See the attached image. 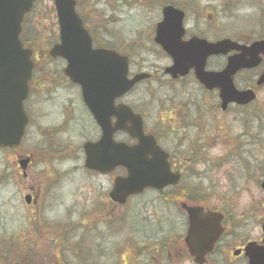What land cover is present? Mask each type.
<instances>
[{
    "label": "flooded vegetation",
    "instance_id": "obj_1",
    "mask_svg": "<svg viewBox=\"0 0 264 264\" xmlns=\"http://www.w3.org/2000/svg\"><path fill=\"white\" fill-rule=\"evenodd\" d=\"M176 4L175 7L185 12L184 35L180 39H177L174 35L168 38L173 43L178 41L189 43L194 39L216 43L229 39L239 44L240 47H250L254 42L264 40V34L262 38L256 40L248 38L235 40L230 38L210 39L205 35V29L201 28L206 24L205 15L201 13L200 0H182L180 3L177 0ZM224 4H226L224 12L227 14H232L234 9L237 8V2L234 0H224ZM204 10L206 11L208 8L206 7ZM207 19L211 22V14H208ZM161 20L162 16L150 36L125 42V45L132 51L131 57L128 56L129 78L132 79L135 76L142 75L145 76V79L137 83L130 93L117 100L116 104L127 105L135 115L140 116L144 135L151 136L156 140L158 146L167 155L170 171L181 176L179 183L175 186H169L163 190L147 189L142 195L151 193L160 197L205 196L211 202L215 188L205 186V181H210L211 173L218 171L224 178L233 179L231 173L236 172L235 164H245V168H247L249 162L253 159L254 147L261 149L262 145V148H264V102L260 103V95L264 93V52L255 54L250 51L244 55L242 51L233 50L226 55H210L207 58L204 70L206 73L214 75H223L228 68L229 60L233 57L244 56L247 64H257L251 69L241 70L233 77V84L237 90H253L257 95V100L248 105L230 103L223 108L224 102L221 89L216 87L208 89L202 82L200 83L194 68L188 69V67H185L187 70L183 75L174 71L175 64L199 63H176L164 51L157 41V25ZM139 53L148 54L152 59L134 60V58L139 57ZM56 79L61 78L40 79L35 88L38 96L51 99L59 91L69 89L68 86L80 91L79 87L71 84L65 77L63 79L67 83L63 84ZM47 82H52L51 86H40L41 83L46 84ZM192 90H197L200 96L194 97L191 95ZM135 93H137V99L135 97L133 101L137 106L129 101ZM187 98H190L188 104L185 101ZM43 99H40V101ZM82 105L83 115L78 118L72 110L73 102L68 101L62 107L61 123H53V126H47L50 125L47 124L46 129L43 130L45 155L43 165L45 168L50 167L54 171L45 174L48 181L46 185H49V187L43 191V197L49 195L53 187V192H55L63 177L72 176L75 171L79 170V166L76 164L79 159L84 166L86 155L83 146L85 143L95 144L102 139V129L83 102ZM131 120L128 119L127 121L128 127L132 126ZM78 121L83 122L80 129L85 130V138L77 145V133L74 128H77ZM118 121L119 119L112 117V126L115 127ZM121 121L125 123V119H121ZM237 127H240V130H237ZM113 140L115 143L130 146L139 144L138 138L120 129L114 132ZM216 147L221 148L219 156H214L213 149ZM71 163H75V166L65 170V167H69ZM201 169H204V171H201ZM83 170L84 175L92 181L111 178L115 173L122 176L126 174L121 167L115 169V172L109 175H104L92 169L86 170L84 167ZM56 173H59L62 177H57ZM101 187V183H92L93 191ZM41 193L42 191L38 190L36 193L33 192V195L40 197ZM109 193L110 190L106 193L108 203ZM209 202L205 206L198 205L201 206L204 214L209 212L222 213L216 207H212ZM101 206L105 207L106 204ZM163 206L168 210H172L171 214L164 213V216L171 217L168 220H171L172 216L185 220L186 232L184 235L174 236V233H168L169 236L167 237H164L165 235L156 236L144 241H139L137 238L136 241L130 239L128 242L122 243L117 253L120 256L119 264H201V256L199 257V263H196L185 241L189 220L182 204L175 205L169 200ZM224 213H222L224 216L222 222L223 232L211 251L204 256L203 264H250V257L247 255L246 249L252 244H256L257 247L263 246L264 233L262 225L260 237L251 239L248 235H240V238H238V234H236L237 226L231 225ZM104 218L107 219V215ZM70 233L72 232L70 231ZM103 241L102 245L94 244V246L87 247V252L83 253L80 252L83 249L82 246L73 243L72 239L65 238L63 243L59 245L58 260L62 263L61 260L69 257L70 260H75L73 264H84L82 260L86 261L85 264H102L110 250L108 241ZM201 242L208 243L204 239H201ZM81 244L83 243L81 242ZM126 245L130 246L126 247ZM73 249L79 250V252H72ZM201 249H203V244H201ZM63 250L65 252H62ZM126 253H128L127 259H122L121 256ZM32 256L36 257L38 254L30 253L26 255V258L30 259ZM94 259L101 262H94Z\"/></svg>",
    "mask_w": 264,
    "mask_h": 264
},
{
    "label": "rangeland",
    "instance_id": "obj_2",
    "mask_svg": "<svg viewBox=\"0 0 264 264\" xmlns=\"http://www.w3.org/2000/svg\"><path fill=\"white\" fill-rule=\"evenodd\" d=\"M80 1L82 2L81 13L92 19L90 25L97 42L100 45L114 46L119 51L131 55L132 51L125 42L150 36L161 18L162 7L159 6V1L162 2V0H101L99 4H96V0ZM200 2L201 13L205 15L206 24L201 28L205 29V35L208 38L256 40L263 36L264 1L261 3L260 0H245L241 4L242 9L232 14L224 12L226 4L222 0H200ZM51 7L53 4L50 0L38 3L37 9L26 25L28 34L30 31V34L34 35L35 28L41 29L37 23L38 19L35 18L44 17ZM206 7L208 10L205 11ZM208 14L212 16L211 22L207 19ZM53 22L56 23V19H53ZM55 32L58 34L57 26ZM46 40L47 38L43 41ZM44 43H41V46L46 49L47 46ZM147 58L152 59L148 54L139 53V57L134 60ZM64 64L62 60H56L48 68L41 67V69H44L48 75L62 70ZM39 71L42 72V70ZM47 78H54V76ZM190 93L194 97L200 96L197 90H192ZM134 98L137 99V93L129 99L131 104L137 106L133 101ZM190 98L185 100L187 104ZM40 99L43 100L40 101ZM68 101L73 102L72 110L75 116L81 118L83 110L78 89L69 88L59 91L51 99L34 93L28 104L33 124L28 130L23 147L17 151H0V175H8L10 178L7 184L0 186V264H11L9 259L18 260L19 256L25 258V262L32 259L30 264H41L39 260L42 257L43 264H62L58 260L60 234L68 235L70 231L74 233L76 226L79 225H83L84 234L88 236L84 239L86 244L83 247V253L87 247L94 244L102 245L103 240L108 241L110 250L102 264H119L120 256L117 253L122 243L130 239L136 241L137 238L139 241H144L146 237H161L162 233L183 236L186 232L184 219L172 216L169 224L160 223L171 218L164 216V213L171 214L172 210L163 206L165 203L160 201L159 196L147 193L133 199L125 207H114L110 202L108 203L106 197L107 191L112 188L113 178L92 181L84 175L82 169L75 171L72 176L63 177L55 192L53 187L50 194L43 197V191L49 187L46 185L48 181L45 174L54 172L50 167L45 168L43 165L45 161L43 130L46 129L47 124H50L47 126H53V123H61L62 107ZM263 102L264 93L260 95V103ZM82 125L83 122H80L77 128H74L77 133V145L85 138V130L80 129ZM236 129L240 130V127ZM213 153L214 156H219L221 148H214ZM26 155H33L35 161L27 170L28 177L24 179L19 160ZM80 162L79 159L76 164L80 166ZM74 164L71 163L69 167H65V170L71 169ZM235 165L236 172L231 173L233 179L228 180L218 171H214L210 175V181H205V186L215 188L210 205L221 212H227L224 214L228 221L231 225L237 226L238 238L240 235H248L251 239H256L261 236V225L264 222V191L260 188L264 175V150L254 147L253 159L247 168L245 164L236 163ZM59 173H56V176L62 177ZM92 183H101L102 187L93 191ZM38 190L42 193L36 205L27 206L24 197L27 194L34 196L33 192L36 193ZM104 204L106 206L102 207L101 205ZM108 213L111 217L105 219ZM127 215H129L128 223L124 225L122 218L124 217L125 220ZM57 226L64 228L62 233L51 230L58 229L55 228ZM13 234L16 235L13 240L14 245L9 246V248L14 247L13 252L9 255L10 257L4 259L3 241L9 240ZM79 242L76 238L75 244ZM129 246L126 245V247ZM30 253L38 254V256L26 259V255ZM127 256L128 253L121 257L127 259ZM64 260L68 261L70 258L67 257Z\"/></svg>",
    "mask_w": 264,
    "mask_h": 264
},
{
    "label": "water",
    "instance_id": "obj_3",
    "mask_svg": "<svg viewBox=\"0 0 264 264\" xmlns=\"http://www.w3.org/2000/svg\"><path fill=\"white\" fill-rule=\"evenodd\" d=\"M39 0H0V148H18L25 135L29 119L24 109V102L30 92L29 84L33 77L35 63L34 52L25 48L21 40L22 24ZM59 25V43L49 51L52 59L61 58L66 62L65 75L81 87L84 103L91 110L98 125L103 131L102 139L84 146L87 154L85 166L88 169L111 174L118 166L128 171L126 178H117L110 198L119 204H125L132 195L142 193L145 189L161 190L169 185H176L179 175L172 174L167 156L158 147L153 137L144 136L139 117L124 105L115 106V101L140 82L145 76L128 79L129 63L115 51L94 49L93 40L77 13L76 0H52ZM184 13L168 6L163 9V21L157 28V41L175 62L199 64H175L174 71L180 75L187 68L196 70L197 78L208 89L220 88L225 105L233 102L245 105L256 96L252 91H238L232 77L242 69H249L257 64H247L244 56L229 60L223 75L205 73V61L210 55H226L230 51H242L243 54L264 52V42L255 43L251 48L240 47L230 40L218 43H207L205 40H194L189 43H173L168 38L173 35L180 39L183 36ZM263 82V80H261ZM119 119L115 127L111 118ZM125 119V123L121 121ZM132 119V126H127ZM125 130L139 139V144L128 146L113 140L116 130ZM30 159L20 161L25 170ZM264 190V182L261 184ZM27 204L31 197L25 198ZM189 216V230L186 243L195 262H204V256L211 251L221 236L223 216L218 213H203L201 207L182 205ZM264 232V225H263ZM206 240V244L201 242ZM203 244V249H201ZM250 264H264V245L252 244L246 249Z\"/></svg>",
    "mask_w": 264,
    "mask_h": 264
},
{
    "label": "trees",
    "instance_id": "obj_4",
    "mask_svg": "<svg viewBox=\"0 0 264 264\" xmlns=\"http://www.w3.org/2000/svg\"><path fill=\"white\" fill-rule=\"evenodd\" d=\"M99 3H101V0H96V4H99ZM159 4H162V5L163 4L164 5L171 4V5H174V6L177 5L175 2H169V0H162V2L159 1ZM78 5H79V8H80V6H81L80 2H78ZM31 17H32V15L28 16V18L26 19V21L24 23V31H23V34H22V40L24 41V43L29 48H31V49H33L35 51V55H36L35 76H37L36 78L37 79L39 78V81L42 78L53 77V76H54V78L55 77L61 78V79L64 78V75H63L61 70L57 71L55 73H52V74L49 73L48 75H46L45 70L41 69V67L48 68V66L50 64H53V63L56 62V61H54V60H52L51 58L48 57V48L52 45V43H54V41L56 39V32H55L56 23L53 22V19H55L53 7H51L47 11V13H46V15L44 17L35 18V19H38L37 23H38V25H39V27L41 29H36L35 28L36 30L35 29L33 30V31L36 32L34 35H31L30 31H29V34H28V30L26 29V25L29 23ZM84 20H86V18ZM43 25H44V28H42ZM92 34H93V32H92ZM93 36H94V34H93ZM45 38H47V40L43 41V40H45ZM94 39L97 42V39H96L95 36H94ZM41 43H44L47 46V48L44 49L41 46ZM104 47H106V48H114V47L109 46V45H106ZM39 70H42V72L39 71ZM61 79H56V80H58L60 82ZM51 83H50V85H51ZM44 85L46 86L48 84H40V86H44ZM9 179L10 178H9L8 175L5 176L4 174H1L0 175V186L4 185V184H7L9 182ZM166 200H167V202H169V200L172 201L173 204H175V205H178V201H184V202H187V203L192 204V205H201V206H205L209 202L208 201L209 198L205 197V196H173V197L162 196V197H160V201L162 203H165ZM107 216L111 217L110 214H108ZM163 223L166 224V223H168V221H165ZM83 229H84L83 225L76 226V230H75L76 232L72 233L71 235H67L66 238H68L69 240L72 239L73 243H75V239L76 238H77L78 242L79 241L81 242L83 237L86 235V234H84V230ZM167 236H169V235H165L164 237H167ZM15 237H16V235L13 234V236H11V238H9V240H4L3 241V258L4 259L10 257L9 255L13 252V248L14 247L9 248V246L10 245H14L13 240L15 239ZM61 237H62V243H63V240L65 239V237L63 236V234H62ZM71 251L72 252H75V251L79 252V250H74V249L71 250ZM62 252H65V251L63 250ZM17 262H19L20 264H25L27 261L25 262V258H22L21 256L18 257V260L17 259H12V258L9 259V263H11V264L17 263ZM61 262L63 264H65L64 260H61ZM67 264H72V260H68Z\"/></svg>",
    "mask_w": 264,
    "mask_h": 264
}]
</instances>
